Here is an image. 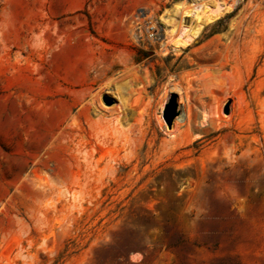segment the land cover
I'll use <instances>...</instances> for the list:
<instances>
[{"label":"rangeland","instance_id":"374dc122","mask_svg":"<svg viewBox=\"0 0 264 264\" xmlns=\"http://www.w3.org/2000/svg\"><path fill=\"white\" fill-rule=\"evenodd\" d=\"M50 35L94 84L60 88L83 97L16 171L14 53L36 81ZM0 264H264V0H0Z\"/></svg>","mask_w":264,"mask_h":264},{"label":"bare ground","instance_id":"6f19581e","mask_svg":"<svg viewBox=\"0 0 264 264\" xmlns=\"http://www.w3.org/2000/svg\"><path fill=\"white\" fill-rule=\"evenodd\" d=\"M223 1L227 2V0ZM28 17V28L25 31L16 28L13 23L8 24L7 20V29L4 31L3 37L13 42L14 49L20 47V42L23 38L33 39L35 30L39 29L38 23L41 21V18L35 14H30ZM49 44L50 48H54L56 44V38L54 36H49ZM86 48H83L80 43L76 44L73 42L69 35H65L63 42L53 49L49 58H41L42 66L37 73L40 77L36 81H34V77L32 78L31 70L28 68L25 67L19 70L17 64L19 53H14L15 73L12 77V83L15 90L16 113L13 119V162L16 171L20 170L21 147H29L32 144V139L30 138L32 129L38 134L40 142L47 143L56 140L58 129L73 113L77 103L83 97L81 94L71 95L69 92L61 90L60 88L63 85L80 87L94 84L91 81V69L96 63V59L93 57L90 49ZM29 92H32L36 100L44 105V108L36 114L35 121L31 120L30 117L32 115L30 117L28 115L20 116L18 113L19 107L21 106L27 110V94ZM22 136H28L29 138L22 140L23 142L21 144L19 138ZM68 176L69 180L73 181L71 172Z\"/></svg>","mask_w":264,"mask_h":264},{"label":"built area","instance_id":"2783aa9c","mask_svg":"<svg viewBox=\"0 0 264 264\" xmlns=\"http://www.w3.org/2000/svg\"><path fill=\"white\" fill-rule=\"evenodd\" d=\"M148 16L144 14H136L135 18L132 21V24L135 28L134 36H138L139 34L146 35L149 39H156V25L153 21L147 19Z\"/></svg>","mask_w":264,"mask_h":264},{"label":"water","instance_id":"95a60500","mask_svg":"<svg viewBox=\"0 0 264 264\" xmlns=\"http://www.w3.org/2000/svg\"><path fill=\"white\" fill-rule=\"evenodd\" d=\"M176 105H175V97L173 98V101H172V111H171V114H170V121L173 120V118L176 116Z\"/></svg>","mask_w":264,"mask_h":264}]
</instances>
